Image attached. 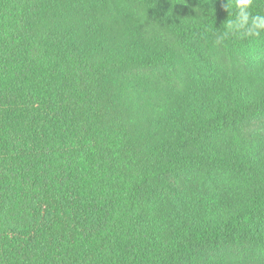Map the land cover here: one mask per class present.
I'll return each mask as SVG.
<instances>
[{"label": "trees", "instance_id": "obj_1", "mask_svg": "<svg viewBox=\"0 0 264 264\" xmlns=\"http://www.w3.org/2000/svg\"><path fill=\"white\" fill-rule=\"evenodd\" d=\"M236 11L0 0V264H264V32Z\"/></svg>", "mask_w": 264, "mask_h": 264}, {"label": "clouds", "instance_id": "obj_2", "mask_svg": "<svg viewBox=\"0 0 264 264\" xmlns=\"http://www.w3.org/2000/svg\"><path fill=\"white\" fill-rule=\"evenodd\" d=\"M252 4L253 0H235V19L228 21L225 34L232 32L244 36H259L264 32V15H253L250 11Z\"/></svg>", "mask_w": 264, "mask_h": 264}]
</instances>
